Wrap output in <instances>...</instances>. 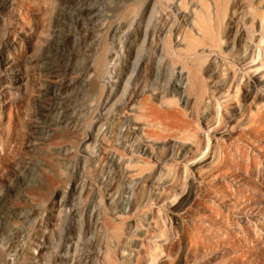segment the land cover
<instances>
[{
	"label": "rangeland",
	"instance_id": "rangeland-1",
	"mask_svg": "<svg viewBox=\"0 0 264 264\" xmlns=\"http://www.w3.org/2000/svg\"><path fill=\"white\" fill-rule=\"evenodd\" d=\"M209 3L0 0V264H264V0Z\"/></svg>",
	"mask_w": 264,
	"mask_h": 264
},
{
	"label": "bare ground",
	"instance_id": "bare-ground-1",
	"mask_svg": "<svg viewBox=\"0 0 264 264\" xmlns=\"http://www.w3.org/2000/svg\"><path fill=\"white\" fill-rule=\"evenodd\" d=\"M246 1L249 5H253L256 0H243ZM211 5L214 7L213 10L210 9V3L205 4L206 12H207V22L204 26L203 22H200L202 26L205 27L208 35L216 42L220 38V33L224 34L223 41L227 39L229 28L227 26V21L224 19V16L227 13L228 4L227 0H211ZM261 25L264 26L263 22V15H261L260 20ZM233 49H230V54L233 55L234 53H237L238 49L234 46ZM143 51V50H142ZM243 55H240L238 57V60H244L247 63H251L255 58L259 55V49H257L256 45H248L243 50ZM115 58V57H113ZM263 63L264 61L261 60ZM103 55H100L98 57V64L102 67H105V71L107 70V74L110 77V69L108 65H104ZM137 63V62H136ZM136 63L134 66V69L136 67ZM133 64V63H132ZM133 68V66H132ZM237 75L234 73L231 74V76L226 75L225 80L223 81V91H227L230 93V90L234 86L235 82L237 81ZM237 90V87H236ZM17 161V160H16ZM17 164V163H16ZM233 203H237L240 200L239 194L236 191H232L231 193ZM225 264V263H220Z\"/></svg>",
	"mask_w": 264,
	"mask_h": 264
}]
</instances>
